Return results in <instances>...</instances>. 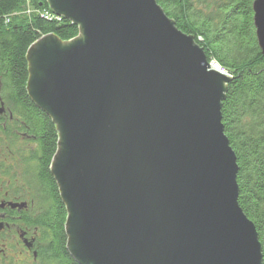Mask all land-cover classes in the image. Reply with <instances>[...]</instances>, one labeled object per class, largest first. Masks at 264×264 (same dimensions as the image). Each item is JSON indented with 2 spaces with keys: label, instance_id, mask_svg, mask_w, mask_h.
<instances>
[{
  "label": "water",
  "instance_id": "1",
  "mask_svg": "<svg viewBox=\"0 0 264 264\" xmlns=\"http://www.w3.org/2000/svg\"><path fill=\"white\" fill-rule=\"evenodd\" d=\"M79 35L31 44L27 93L58 132L50 173L77 264H261L237 203L229 77L155 0H42ZM264 56V0L251 4ZM3 104L0 102V113Z\"/></svg>",
  "mask_w": 264,
  "mask_h": 264
},
{
  "label": "trees",
  "instance_id": "2",
  "mask_svg": "<svg viewBox=\"0 0 264 264\" xmlns=\"http://www.w3.org/2000/svg\"><path fill=\"white\" fill-rule=\"evenodd\" d=\"M213 1L210 7L207 0H155L176 29L192 36L206 58L230 74L220 102L221 123L236 157L237 203L255 227L264 264V56L254 35L253 0ZM27 7L28 14H15ZM48 9L42 0H0V150L15 146L20 158L16 170L0 160V176L12 175L38 190L39 264H77L66 249V207L49 170L58 132L26 90L28 47L45 35L62 42L78 35L67 19H44L39 12Z\"/></svg>",
  "mask_w": 264,
  "mask_h": 264
},
{
  "label": "flooded vegetation",
  "instance_id": "3",
  "mask_svg": "<svg viewBox=\"0 0 264 264\" xmlns=\"http://www.w3.org/2000/svg\"><path fill=\"white\" fill-rule=\"evenodd\" d=\"M5 150L4 164L17 168L19 155ZM11 176H0V264H39L41 229L34 224L40 213L38 190Z\"/></svg>",
  "mask_w": 264,
  "mask_h": 264
},
{
  "label": "rangeland",
  "instance_id": "4",
  "mask_svg": "<svg viewBox=\"0 0 264 264\" xmlns=\"http://www.w3.org/2000/svg\"><path fill=\"white\" fill-rule=\"evenodd\" d=\"M44 2H45V1H44ZM207 2H208V4H209L210 7H212V6L214 5V1H213V0H207ZM45 3H46V2H45ZM46 4H47V3H46ZM47 6H48V4H47ZM196 6H197V7H200V8L202 9V12H204V13L207 11V10L204 9V5H203V3H200V2H199V3L196 4ZM48 8H49V6H48ZM49 9H50V8H49ZM28 11H29V9H28V7H27V9L19 10V11L15 12V14H18V15H20V16L23 15V14L26 15V14H28ZM42 12H43V11H41V12H39V13H42ZM55 16H56V15H55ZM58 17H59V16H58ZM59 18H60V17H59ZM44 19H45V18H44ZM52 19H55V18H52ZM47 20H51V19H47ZM78 35H79V32H78ZM78 35H77V36H78ZM77 36H76V37H77ZM42 37H43V36H42ZM40 38H41V37H40ZM40 38H39V39H40ZM36 41H37V40H36ZM36 41H35V42H36ZM35 42H34V43H35ZM207 60H208V62L210 61L209 59H207ZM225 77H226V76H225ZM227 77H228V76H227ZM229 78H230V77H229ZM19 142L21 143L22 140H20V141L18 140V143H19ZM4 145H6V144H4ZM14 147H15V146H14ZM14 147H13V146H12V147H8L9 151H10L11 153H13V154H14V151H13V150H15ZM7 151H8V150H7ZM7 155H8V154H7ZM4 157H6V150H5V149H4V150H0V160L3 161V158H4ZM9 160H10V158H9ZM17 168H18V167H17ZM14 170H16L15 167H14ZM58 190H59V189H58ZM66 243H67V241H66ZM66 245H67V244H66Z\"/></svg>",
  "mask_w": 264,
  "mask_h": 264
},
{
  "label": "built area",
  "instance_id": "5",
  "mask_svg": "<svg viewBox=\"0 0 264 264\" xmlns=\"http://www.w3.org/2000/svg\"><path fill=\"white\" fill-rule=\"evenodd\" d=\"M40 15L45 18V19H52V18H55L57 20H60V18L58 16H55L50 9L46 10V11H43L42 13H40ZM208 65H209V68L212 69V70H215L217 71L218 73L224 75V76H228L230 77V74L228 73V71L223 68L222 66H220L216 61L214 60H210L208 62Z\"/></svg>",
  "mask_w": 264,
  "mask_h": 264
}]
</instances>
